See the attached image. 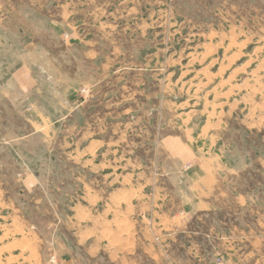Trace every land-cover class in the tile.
<instances>
[{
	"label": "rangeland",
	"instance_id": "374dc122",
	"mask_svg": "<svg viewBox=\"0 0 264 264\" xmlns=\"http://www.w3.org/2000/svg\"><path fill=\"white\" fill-rule=\"evenodd\" d=\"M22 64L0 264H264V0H0Z\"/></svg>",
	"mask_w": 264,
	"mask_h": 264
},
{
	"label": "crops",
	"instance_id": "0c3cea01",
	"mask_svg": "<svg viewBox=\"0 0 264 264\" xmlns=\"http://www.w3.org/2000/svg\"><path fill=\"white\" fill-rule=\"evenodd\" d=\"M12 73L13 74H11L9 78L0 83V94H2L0 95L1 102L4 99L13 102L14 99L12 98V100L10 97H12V92L15 94L17 93L16 90L18 87H21L24 93L32 89L29 80L33 76L29 73L28 68L24 64L20 66L19 70H15Z\"/></svg>",
	"mask_w": 264,
	"mask_h": 264
}]
</instances>
